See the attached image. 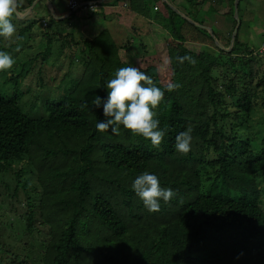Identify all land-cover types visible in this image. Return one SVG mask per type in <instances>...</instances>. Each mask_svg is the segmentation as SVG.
I'll list each match as a JSON object with an SVG mask.
<instances>
[{
    "label": "trees",
    "instance_id": "1",
    "mask_svg": "<svg viewBox=\"0 0 264 264\" xmlns=\"http://www.w3.org/2000/svg\"><path fill=\"white\" fill-rule=\"evenodd\" d=\"M34 1L24 0L20 13ZM42 1L43 12L35 5L30 13L34 25H15L22 40L0 37V51L12 53L16 61L0 72V174L15 173L14 189L5 185L12 192L11 203L17 200L26 207L19 204L22 212L9 209L8 215L7 203L0 202V264H264V135L257 139L259 128L264 130V76L254 83L257 47L253 50L240 39V29L247 25L240 16L242 0L237 6L241 24L229 52L217 46L205 25L215 14L231 20L225 33L229 47L237 24L236 0H229L227 12L225 0H170L184 4L191 20L160 0L161 22L151 16L146 0H125L148 28L138 32V44L122 48L146 49L140 36L155 46V57L139 68L165 90L155 109L160 127L167 130L160 149L122 125L118 133L95 127L105 117L102 108H93L92 98L106 97L107 81L128 66L109 29L98 26L100 13L87 9L78 15L79 9L70 11L67 0H58L54 14ZM76 19L86 22L81 27ZM150 25L157 29L151 31ZM34 26L49 41L30 54L25 47L33 46L22 41L33 36ZM71 26L80 34L66 31ZM169 31L176 40L169 39ZM213 31L218 34L217 28ZM189 40L209 44L218 54L195 52ZM65 46L83 53L80 76L69 69L60 78L64 91L24 101L27 91L17 88L18 81L26 73L53 80L46 62L62 72L65 62L59 58ZM178 55L192 56L195 65L179 64ZM168 59L175 67L173 76L155 78L164 74ZM170 82L182 87L168 92ZM38 104L39 111L32 113ZM189 126L191 151L181 154L174 148L175 138ZM144 171L178 193L167 204L161 200L159 212H150L131 188ZM8 230L14 231L13 238Z\"/></svg>",
    "mask_w": 264,
    "mask_h": 264
},
{
    "label": "clouds",
    "instance_id": "2",
    "mask_svg": "<svg viewBox=\"0 0 264 264\" xmlns=\"http://www.w3.org/2000/svg\"><path fill=\"white\" fill-rule=\"evenodd\" d=\"M82 1L85 2L84 5L101 3L97 0ZM164 2H168L169 5L177 13L191 20V18H189L184 13V4H181L183 7L182 8L179 6L180 3H174L170 0H164ZM23 3L24 0H0V37H3L5 40L12 41L14 39H23V37L17 35V29L13 22L14 19L19 15L20 17H26L28 14H30L31 9H29V13L27 15H25L26 13H20V9ZM118 3L124 4L128 10H131L127 1L119 0ZM87 7L88 11L93 10L89 8V6L85 7L86 10ZM97 12L99 13L100 10H98ZM103 16L107 19L105 13L103 14ZM192 42H194V40H189L186 42L189 44L190 49L192 46H195L191 44ZM234 42L232 43L231 40L229 47H226L224 43H220L224 48L230 49L229 51H231L234 46ZM197 45L209 47V44L202 42H199ZM77 48L73 47V53L69 55V57L71 58L70 63L72 64L73 61V65H81L82 67L81 61H84L83 55L79 58V60L81 59V61H78V58H75V51ZM213 50H215L214 54L217 55V49L213 48ZM222 50L225 52H229L225 49ZM98 53L100 54L101 59L105 58V52L101 47L98 49ZM176 61L181 65L184 64L186 61L192 65H195L196 63V60L190 55H178L176 57ZM123 62H125V60H123ZM168 62V70L173 76L175 67L173 66V64L170 65V61H165V63ZM15 63L16 61L12 55L5 51H0V72H6L12 69ZM134 66H136L135 63ZM134 66L118 68L115 71L114 78L108 80L106 83L107 96L102 97L97 94L92 98L91 105L93 106V108H102L103 115L105 117L104 120L97 122L95 127L99 132L111 130L114 133H118L119 127L122 125L133 135L140 136L145 140L150 141L153 148L160 149L165 139L167 130L160 127L161 121L158 118V113L157 111H155V109L159 108L162 102L164 101L165 90H162L160 87H157L151 76L147 75L144 71H141L139 67ZM222 66L223 64L219 65L220 68ZM80 74L81 72L75 75V78L80 76ZM234 75H236V73H234ZM154 77L160 79L157 75H155ZM8 85L9 86H7V89L11 86L10 84ZM181 87L182 85L180 83L170 82L166 87V91H177ZM9 91L13 90L9 89ZM192 140V128L191 126H189L185 131L180 132L176 136L174 144L175 150L181 154L189 153L191 151ZM131 188L135 192V194L143 201L144 206L150 212H159L161 210V200L165 204H167L178 195V193L170 187H161V182L158 176L148 171H144L142 174L138 175L133 180Z\"/></svg>",
    "mask_w": 264,
    "mask_h": 264
},
{
    "label": "rangeland",
    "instance_id": "3",
    "mask_svg": "<svg viewBox=\"0 0 264 264\" xmlns=\"http://www.w3.org/2000/svg\"><path fill=\"white\" fill-rule=\"evenodd\" d=\"M26 3L28 2V0H25ZM47 1V0H46ZM82 1V0H81ZM80 1V2H81ZM107 0H103L101 3H95L92 5H80L77 9L78 10V15H85L86 14V6H89V8L95 10L96 12L98 10H100V14L98 16V20H97V24L98 26L101 27H106L109 29L110 33L112 34V36L117 34V38L114 40L115 42H119L120 44H127V39L131 40V43L134 44H138L136 37L138 35V32L142 30H147L148 26H145V24L147 23L145 18L142 17L140 14L132 11V10H128L127 7L124 4H120L118 3L117 5H119L117 7V9H121L123 11H127V17L131 19V22L129 21V19L127 18L125 20V22H121V24L123 25H119L117 23V21H114L116 19H114L113 17V12H110V19H106L103 14V12H101V8L102 5L106 2ZM149 5H150V13L151 16H155V20H157L158 22H161L160 18H161V13L159 12V3L160 0H146ZM164 2V0H161ZM185 0H183L184 2ZM55 4L58 3V0H54ZM79 2V3H80ZM83 3H85L84 1H82ZM225 2H227L226 6H225V11L227 12L228 9L230 8V3L229 0H225ZM129 3V2H128ZM142 3V1H141ZM261 3H264V0H242L241 2V11H240V16L242 18V16H244V23L247 25H242L241 29H240V39L242 40L243 43H247L253 50L255 49V51L259 54V56L257 55V59H255V61L252 62L253 67L255 69L258 70V72L255 75V79H254V83L258 82L260 78H262L264 76V6L262 7ZM45 1L41 0H35L32 4V6L30 7V13L33 12V8H35V5L37 7V9H39L40 11L43 12L44 10V5H45ZM143 4V3H142ZM215 4V3H214ZM157 5V6H156ZM85 6V7H84ZM180 7H182V5H179ZM50 5H48V9H49ZM183 8V7H182ZM88 9V7H87ZM110 9V8H109ZM185 10V9H184ZM187 11V10H185ZM29 13V10L26 12L25 15H27ZM29 15V14H28ZM33 17L34 15L30 14L29 16L21 19V17H17V21L15 25L20 27V22H24L26 21L25 24H33ZM190 18V17H189ZM243 18H242V23H243ZM97 18H95L96 20ZM80 20V24L81 27L83 26L84 22H86L83 19H76V22ZM152 20V19H151ZM15 22V21H13ZM211 22V23H210ZM175 23L178 25L179 21H175ZM208 23L207 25H205V27L209 30V32L211 33V35L215 38H217L221 43L226 44L227 41L229 40L228 37L226 36L225 33H227L228 29L227 26H233V23L231 20H227L226 16H222L220 14H215L214 16L208 18ZM34 25V24H33ZM148 25V23H147ZM17 27V28H18ZM120 27H122V30L124 32H121L120 30H118V28L120 29ZM133 27H139L138 29H133ZM150 30L152 31L153 29H157L156 26L150 25L149 26ZM217 28L218 34L214 33V29ZM72 29H74V33L75 34H80L76 28L74 27H70L67 28L66 31H71ZM83 29V28H82ZM211 30V31H210ZM33 36H31L28 39H24L22 41V43H24V45L30 44L33 46V48H29V45L25 47V49H27L26 53H30V54H34L37 52H40L42 49L46 48L48 46V38L43 37L42 36V32H40V30H36L35 31V26L32 29ZM120 34H119V33ZM169 35H171V37H169L170 40L173 39L174 34L172 32H168ZM35 36V38H34ZM233 36V34H232ZM132 37V38H131ZM141 39L140 41L143 42H147L146 45V49H142L141 51L139 50H135L133 51L130 55L127 53V51L121 50V60H125V63L128 66H133L134 63L137 67L146 65L150 60L149 58H154L155 57V50H154V45L149 43V40L144 38L143 36H140ZM175 38V37H174ZM176 40V38H175ZM199 42L198 41H194L191 44L195 45L192 46L191 49L194 51H203L204 49L209 50L211 52H215V50L213 49H209V47H205V46H200L197 45ZM68 46V45H67ZM67 46H65L61 55V58H59L61 61L65 62V64L63 65V71L60 72L61 67L56 66L51 68V63L50 62H46L47 66H48V70L50 72V76L53 77L54 79H45L43 81H40V79L38 77H35V74L30 76V74H25L24 77L22 78V80L18 81V86L17 88H22L23 90L27 91L24 95L23 100L27 101V102H31L33 101L34 97L36 95H49L51 94V92L53 90H58V91H64V83H62L60 81V78H62V74L65 71H71L73 73V75H77L78 73L81 72V65L77 66V65H71L70 63V57L69 55L73 53V49L70 50L69 48H67ZM227 47V45H225ZM49 48L54 49L55 48V44H52ZM162 48V47H161ZM45 51V50H44ZM120 53V52H119ZM255 53V52H254ZM12 55V53H11ZM83 55V53L81 52V50H79V48L76 49L75 51V58L78 61H81V59L79 60V58ZM161 58V57H159ZM55 60V56L53 55L51 61ZM166 61H169L166 60ZM113 62V61H111ZM133 64H130V63ZM159 65L160 62H158ZM223 69L224 66L221 67L220 72L223 75ZM232 70L227 71V75L231 74ZM165 75H170V72L168 70V66H165L164 68V74H157L158 78H163V76ZM41 83L44 84V86L41 85ZM9 86V85H7ZM41 104H38L33 110L32 113H35L37 111H39ZM260 130L257 131V139L260 142L261 137L264 135V130L262 128H259ZM27 166L26 164H23L22 167ZM21 167V165L16 166L14 170H19V168ZM263 173V172H262ZM0 202L4 201L5 203H7L6 205H4L2 203V206L8 209V215H10V213L12 212L11 210H14V213L16 212H22V210L18 211V205L21 204L19 203L17 200H14L13 203L12 200L13 198L10 197V194L12 193L10 191V189H14L15 185H16V178H15V173L13 171H7L4 172L2 174H0ZM35 180V177L33 178ZM5 182H7L8 184H11V188H7L5 185ZM23 202V201H22ZM1 206V205H0ZM21 206L23 208H26L24 204H21ZM4 209V208H3ZM11 209V210H9ZM14 216H12L11 218H9V220H7V223H11L13 221ZM18 225V222H16V226ZM15 233L16 230L14 229ZM14 231L13 230H8L7 231V235H10L11 238H13L14 236Z\"/></svg>",
    "mask_w": 264,
    "mask_h": 264
},
{
    "label": "crops",
    "instance_id": "4",
    "mask_svg": "<svg viewBox=\"0 0 264 264\" xmlns=\"http://www.w3.org/2000/svg\"><path fill=\"white\" fill-rule=\"evenodd\" d=\"M98 2H102L103 0H97ZM109 1H111V0H109ZM47 2V7H48V5H50V9L52 8V6H54V4H55V2H54V0H47L46 1ZM119 5H116V6H102V8H101V12H103V13H105L106 14V17H107V19H110V12H113V17H114V19H116V20H114V21H117V23L119 24V25H122L121 24V22H125V20L128 18L127 17V14H126V12L127 11H123L122 9H121V7H120V9H117V7H118ZM53 8H55V7H53ZM110 8V9H109ZM31 9V8H30ZM58 9H59V7H58ZM129 19V21L131 22V19L130 18H128ZM123 26V25H122ZM72 27V26H71ZM139 27H133V29H138ZM118 30H120L121 32H124L123 30H122V27H120V29L118 28ZM119 33V32H118ZM120 34V33H119ZM109 35H112L111 33H109ZM114 39L113 40H115L116 38H117V34L116 35H114V36H112ZM132 38V37H131ZM131 42V40L130 39H127V44H125V45H123V44H120L118 41L116 42V45L115 46H118L119 48H120V55H121V50H124V51H127V53L128 54H131L132 52H133V50H126V49H124V48H122V47H124V46H132V43H130ZM130 43V44H129ZM122 48V49H121ZM130 48V47H129ZM135 51V50H134Z\"/></svg>",
    "mask_w": 264,
    "mask_h": 264
},
{
    "label": "water",
    "instance_id": "5",
    "mask_svg": "<svg viewBox=\"0 0 264 264\" xmlns=\"http://www.w3.org/2000/svg\"><path fill=\"white\" fill-rule=\"evenodd\" d=\"M238 3H239V0H236L235 1V18H236V20H237V24H236V27H235V29H234V32H233V36H232V43L234 42V40H235V37H236V35H237V32H238V29H239V26H240V24H241V20H240V17H239V15H238V8H237V6H238ZM51 11L54 13V11H53V7L51 8ZM55 14V13H54ZM211 31V30H210ZM214 40H215V42H216V44L220 47V48H222V49H225V50H230V49H226V48H224L223 46H222V44L219 42V40L217 39V38H215L214 37Z\"/></svg>",
    "mask_w": 264,
    "mask_h": 264
},
{
    "label": "built area",
    "instance_id": "6",
    "mask_svg": "<svg viewBox=\"0 0 264 264\" xmlns=\"http://www.w3.org/2000/svg\"><path fill=\"white\" fill-rule=\"evenodd\" d=\"M80 1L78 0H67V4L71 10L77 9L80 5H84L85 3H83L82 1L79 3Z\"/></svg>",
    "mask_w": 264,
    "mask_h": 264
}]
</instances>
